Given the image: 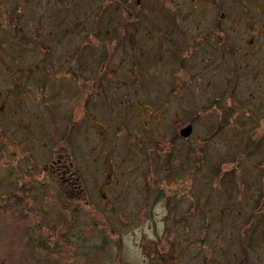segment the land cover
Here are the masks:
<instances>
[{
	"label": "rangeland",
	"instance_id": "rangeland-1",
	"mask_svg": "<svg viewBox=\"0 0 264 264\" xmlns=\"http://www.w3.org/2000/svg\"><path fill=\"white\" fill-rule=\"evenodd\" d=\"M0 264H264V0H0Z\"/></svg>",
	"mask_w": 264,
	"mask_h": 264
},
{
	"label": "trees",
	"instance_id": "trees-1",
	"mask_svg": "<svg viewBox=\"0 0 264 264\" xmlns=\"http://www.w3.org/2000/svg\"><path fill=\"white\" fill-rule=\"evenodd\" d=\"M147 4V3H146ZM192 6V5H191ZM182 22V19L180 20V23ZM172 26H173V28H171V30L172 29H177V25H176V23L174 22V20H173V22H172ZM175 26H176V28H175ZM169 31V32H167V36L169 37V39H167L168 41L169 40H171L172 38H173V34L174 33H178L177 31ZM162 46V45H161ZM160 46V47H161ZM134 49H135V47H134ZM185 60H187V59H183V61H185ZM183 61H181V62H183ZM23 77V76H22ZM141 77V76H140ZM99 82H101V84H103V82L101 81V80H99ZM14 85L16 86V88H15V91L17 92V91H23V87L21 86L22 84H21V82H19L18 81V83H15L14 82ZM130 87V86H129ZM175 172H171V174H174ZM169 176H172V175H170V173H169ZM160 198H162V197H158L157 199H160ZM169 209H170V207H168ZM170 212H171V209H170ZM225 219V217L223 218V219H221V217H220V221L222 222L223 220ZM26 236L27 237H29V235L26 233ZM40 246H42V243L41 244H39ZM43 247V246H42ZM34 257V259H36V258H39V257H41L40 255H38V256H33Z\"/></svg>",
	"mask_w": 264,
	"mask_h": 264
},
{
	"label": "water",
	"instance_id": "water-1",
	"mask_svg": "<svg viewBox=\"0 0 264 264\" xmlns=\"http://www.w3.org/2000/svg\"><path fill=\"white\" fill-rule=\"evenodd\" d=\"M181 132H182V136L185 138L190 136L192 134V126L190 125L186 126V128L183 129Z\"/></svg>",
	"mask_w": 264,
	"mask_h": 264
},
{
	"label": "flooded vegetation",
	"instance_id": "flooded-vegetation-1",
	"mask_svg": "<svg viewBox=\"0 0 264 264\" xmlns=\"http://www.w3.org/2000/svg\"><path fill=\"white\" fill-rule=\"evenodd\" d=\"M254 26V25H253ZM168 211H169V209H168Z\"/></svg>",
	"mask_w": 264,
	"mask_h": 264
}]
</instances>
